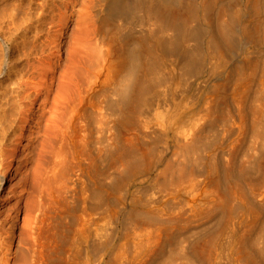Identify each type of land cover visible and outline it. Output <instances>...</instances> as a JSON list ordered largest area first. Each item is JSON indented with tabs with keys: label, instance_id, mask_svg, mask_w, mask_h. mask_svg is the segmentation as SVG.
Returning a JSON list of instances; mask_svg holds the SVG:
<instances>
[{
	"label": "rangeland",
	"instance_id": "374dc122",
	"mask_svg": "<svg viewBox=\"0 0 264 264\" xmlns=\"http://www.w3.org/2000/svg\"><path fill=\"white\" fill-rule=\"evenodd\" d=\"M47 1L45 5L43 0H0V57H2L0 58V94L6 93V91L8 93L5 95V99L0 100V104L8 111L7 113L0 111L2 116H0V144L3 145L2 147L5 146L6 149L1 147L3 150H7L1 151L0 148V154L9 152L8 150L14 151V157H10V159L4 158V153L2 154L4 157L0 155V221L6 220L4 224L7 228L10 227V220L15 222V226L11 228L13 237L10 238L9 264H264V136L262 137L264 134L262 133L264 132V0H221L222 3L220 0H216L217 5H220L217 6V17L214 16V20L218 18V21H228L227 19L233 17L230 15H235L239 11L238 13L243 19H241L242 23L244 21L247 26L249 25L248 28H254L253 30L249 28L253 35L251 41L246 42L236 38L235 44L226 48L229 49V52L224 49L222 53L214 54L216 58L214 55L211 56L212 59L209 58L210 60L206 61L208 63H205L203 69L198 72L199 74L196 73L197 75L192 74V76L187 75L186 77L179 66H172L173 69L168 66L167 71L164 69L165 71L161 72L163 78L166 76V81L158 87V97L153 100V106L144 108L143 112H139L142 113L141 115L137 112L135 118L146 122L151 121V127L157 123L165 122L169 127L167 137H161L157 131L153 132L154 134L151 132L153 135L150 133L147 137L145 136L147 139L144 136L141 137L138 146L143 145L144 148L139 146L135 153L133 151L134 155L131 153L132 151L127 150L129 155L124 152L121 163H114V165L109 163L110 152L106 146L108 141L103 134L106 132L98 128L94 129L93 142H91L94 153H98L101 149L106 151V154L104 153L102 158H98L96 163V166L101 164L99 167L103 166L107 170V177L104 181L106 204H103L102 209L97 206L95 209L92 208L95 205L92 201V209L88 210L89 219L91 218V223L88 225L90 229L83 225L80 206L75 211L68 209L71 197L66 191L68 189L62 181V176L57 175L61 169L62 155L67 150L63 142L65 141L63 134L59 133L63 139L58 135L60 138L57 136L55 142L53 140L49 141V143L52 142L51 144L44 143L48 147L44 148L42 131L37 126L41 120L45 85L49 84L48 81L51 82L50 79L54 74H57L56 65H54L57 60L56 56L58 54V56L65 57V49L70 36L74 32L73 36L77 35L84 27L82 18L86 0ZM219 7L223 8L219 9ZM224 11L228 14L224 13L225 15L221 16ZM26 15H29L28 18ZM216 23L218 22L214 24ZM36 29L38 30L36 31ZM30 48L32 49L30 50ZM8 62L12 63V66L7 68ZM6 63L7 65H5ZM50 64L52 65L50 66ZM29 65L36 66V69ZM180 71L183 75L182 78ZM189 76L192 78L190 77V79ZM182 79H185L184 82ZM25 80L32 81L30 85L35 83L34 86H39H35L36 89L43 92L39 94L36 101L30 103L31 105L21 100V103H27L24 108L18 103L19 99L15 93L11 92L17 87L18 82L27 83ZM40 80L47 81L41 82ZM163 85L166 87L164 88ZM30 92L35 95L37 90L31 88ZM169 93L170 95H168ZM205 107L210 108L211 113L206 111L207 109L204 111ZM28 108L33 110V113L30 114L31 124L22 129L20 115L27 114L25 110ZM148 108L149 110L146 112ZM211 120L216 123L212 125ZM66 121L69 123L67 119ZM197 121L199 125L204 122L201 125H204V129L208 130L203 129L198 139L199 142L195 148L193 147L194 152L187 153L186 151L185 153L182 146V142L185 141L184 135H188L194 129ZM65 122L63 126L67 128L68 124L65 125ZM4 126L6 127L4 128ZM190 127L191 130H189ZM3 128L5 133L1 131ZM134 133H136V128L131 129L127 136L131 137L130 135ZM127 136L124 137L128 138ZM178 136L180 140L184 139V141L179 143ZM180 144L181 151L179 150ZM154 146H157L154 148L155 150L150 151ZM42 148L46 149L45 153H50L42 154L44 153ZM142 148L149 150L146 149L142 152ZM39 150H41L40 156ZM201 154L203 155L201 156ZM145 155L148 158L151 155L150 157L153 158H150L149 161ZM104 157L107 158L106 161L103 159ZM141 157L145 162L140 159ZM182 157L188 158L184 162ZM134 158L143 162V165L139 163L137 168L140 170H134L130 175L127 172L126 177L122 176L127 171V167L125 171V166L129 165L127 162ZM178 158L179 162H177ZM212 158L213 160H211ZM35 161L36 163H34ZM148 163L151 164L150 168H148ZM144 165L146 166L144 167ZM168 166H171L168 169L171 172L173 171L171 168L174 167L180 168V171L185 168L186 171L191 170L188 173L184 172V175H181L182 171L174 170L176 173L179 172L178 175L173 173L174 177L170 172L171 178L176 177V182L173 185L181 184L183 181L182 185H178V187L172 185L174 180H170L169 173L166 174L169 171L165 172ZM121 168H124L125 173ZM192 168L194 171L196 170L197 176ZM191 172L194 174H191L192 178L202 179V186L209 189L208 192L212 189L215 192L217 187V191L220 193L216 195H221L222 198L220 196L219 198L222 200L224 198V202L217 199L216 205L212 207L209 205L211 208L206 205L195 206L196 208L190 205V208L188 205L195 197L193 196L195 193H191L188 189L190 188L191 175L189 173ZM117 174L122 178L117 177ZM109 176L111 177L108 178ZM180 176L182 180H180ZM97 177L96 173L91 174L93 188L98 186ZM118 178L119 180L124 179L120 181L121 185L117 181ZM219 180L220 182H218ZM116 181L120 185L119 189ZM216 182L217 185L214 186L213 183L216 184ZM171 185L177 189V192ZM181 190L186 192H181ZM182 201L185 205L182 204ZM55 222L59 223L58 237L54 235ZM24 223L26 224L24 225ZM6 236L5 233L4 237ZM84 236L88 237L87 242H85Z\"/></svg>",
	"mask_w": 264,
	"mask_h": 264
},
{
	"label": "bare ground",
	"instance_id": "6f19581e",
	"mask_svg": "<svg viewBox=\"0 0 264 264\" xmlns=\"http://www.w3.org/2000/svg\"><path fill=\"white\" fill-rule=\"evenodd\" d=\"M40 1H42V0H40ZM43 1H44L43 3L45 5L48 2L47 0H43ZM220 2H221V0H220ZM43 3H42V6H43ZM217 3L218 2L216 0H86L84 2V7H83L84 8V17L82 18V25L84 27L81 29L80 33H78V34L76 33L77 35H75V36H73L75 34V32L72 31V32H74V34L73 35L71 34L72 36H70V39L68 38L69 39L68 40L69 42L67 44L68 46H66L67 47L66 49L64 48L65 49V57H61L60 55L58 56V54L56 56L57 60L54 62V65H56L57 72L56 71L55 72L57 74H54L51 77V79H50L51 82L48 81L49 84L46 83L45 89L42 88L45 91L43 93L45 95V99H43L44 102H42V113L40 115L41 120H40V122H38L37 126H39L38 128L42 131L41 137L43 140V144L44 143L51 144L52 142L49 143V141H53V140L55 142V138L59 135V133L60 134L62 133L64 136V139H63V136L59 135L62 137L61 139L65 140V141H63V140L62 141L65 143L67 150L65 151V153L63 151L64 154L62 155L63 160L61 161V167H60L61 169L59 170V172H57V175L62 176V178H63L62 181L64 182V184L67 186V189H68L66 191H68V193L70 194V197H71V200L68 198L70 200L69 201L70 207L68 209H70V211L71 210L75 211L79 208V206L81 207V210H82V213H81L82 218L81 219L83 220L82 222H83V225L85 226V228H87V227L89 228L88 225H89V223H91V221H90L91 218L89 219L88 210L92 209L93 207L95 208L96 206L102 209L103 204L105 203V198H106L105 197L106 189H105V182L104 181L107 177V175H106L107 170L103 166L99 167L101 165L100 163H99L100 164L99 166H96L97 161L100 158H102V156L104 155V153L106 151H105V149H101L100 151H98V153H94V150L91 146V142H93L92 136L94 133V129L97 130V128H98L99 130H103L104 132H106L103 134H104V136L107 137V138L105 137L106 141H108V144L106 146H107L108 151L110 152L109 156H108L110 158L109 163L111 162L113 164L114 163L120 164L122 161L121 159L123 157L124 152H126L127 150H130L129 152L132 151L131 153L133 154V151L135 153V150H138L139 146L143 147V145L138 146V143L140 144V142H138V141L141 137H143V136L147 137L151 132L155 133L156 131H157V133L159 132L160 134H158V135H161V137L163 136V138L167 137L169 134V127L165 122H161L160 124L157 123L153 127H151L150 126L151 121L146 122L143 120H139L140 118H138V119L135 118V114L137 112H138V114H140L139 112H143L142 110L144 108L150 107L152 105V103L154 102L153 100H155V98L158 97V92H159L158 87L160 85H162L163 83H165V81H166V79H165L166 76H165V78H163L161 76L162 71L163 72L165 70L167 71L168 66H171V67L172 66H179L181 68V71L183 72V74L186 75V77H187V75L192 76V74L194 75L203 69L205 63H208L206 61L209 58H211V56L213 57V55L216 53H218V54L222 53L224 51V49L233 46L235 44L236 38L245 40L246 42H248L250 39H252L251 36H253V35L251 34V31L249 30L250 27L248 28L249 25L247 26L246 25L247 23H244V21L242 23L243 19L241 18V15L238 13L239 11L236 12L235 15H233V14L230 15V17L231 16H233V17H231L229 19L225 18L228 21H225V20L224 21H218V18H215L217 21L214 20V16L217 17V14H216L217 13L216 10L218 8L217 6L220 5V4L217 5ZM227 6H226V8H227ZM238 7H240V6H238ZM220 8H223V7H219V9ZM228 8H229V6H228ZM224 10H227V9H224ZM44 11H45V9H44ZM22 12H23V10H22ZM221 12H222V10H221ZM13 13H15V12H13ZM224 13L228 14L226 11H224L222 14L220 13L221 16ZM38 15H39V13H38ZM26 16L28 18L29 15H26ZM78 16L81 18L80 15H78ZM226 17H227V15H226ZM214 21L218 22V23H216L218 25L214 24L215 23ZM75 23H77V22H75ZM250 26H252V25H250ZM23 27H24V25H23ZM75 27H77V26H75ZM80 27H82V26H80ZM37 28H38V26H37ZM250 29L253 30L254 28L252 27ZM37 30L38 29H36V31ZM9 38H10V36H9ZM262 41H263V37H262ZM24 45H25V43H24ZM57 46H58V44H57ZM43 47H45V46H43ZM31 49L32 48H30V50ZM39 49H41V48H39ZM6 50H8V49H6ZM226 50L228 51L229 49H226ZM52 53H54V52H52ZM43 56H45V55H43ZM0 58H2V57H0ZM214 58H216L215 55H214ZM41 61H42V59H41ZM3 62L5 63V61H3ZM10 64L8 62L7 68L9 66L10 67L12 66V63H10ZM34 64H32V65H34ZM2 65H3V63H2ZM5 65H7V63ZM51 65L52 64H50V66ZM33 67L35 68L36 66H33ZM33 67H31V68H33ZM13 68H14V66H13ZM217 68H219V67H217ZM172 69H173V67H172ZM48 70H50V69H48ZM223 70H224V68H223ZM0 71H1V69H0ZM178 71H179V69H178ZM182 72H181V75H182ZM191 76H189V78ZM42 77H44V76H42ZM182 77H183V75L181 76V78ZM36 78H38V77H36ZM184 80H183V82H184ZM42 81L45 82L47 80H42ZM16 82H15V84H16ZM30 82H32V81H30ZM30 82H27V83L18 82L16 84L17 87L15 86L16 87L15 89L12 88L13 91L11 92V93H15V96L19 99L18 103L21 106H23L24 108H25V106H27V103L32 104L34 101H36L38 99L39 94H41V92H43L41 90L36 89L35 86H37V85H35V86L33 85L35 83L31 84L32 85L31 86ZM187 82H185V83H187ZM42 86H43V83H42ZM37 87H39V86H37ZM40 87H41V84H40ZM163 87L165 88L166 86L163 85ZM218 87H219V85H218ZM31 88H35V90H37V93H35L36 91L34 92L35 95H33V93H31L32 91L30 92ZM215 88H217V87H215ZM32 90L34 91V89H32ZM7 94H8L7 91H6V93H1L0 94V100L2 98L5 99V95H7ZM1 95L4 97H2ZM168 95H170V93ZM16 97H13V99L14 98L16 99ZM21 100L26 101L27 103H21ZM231 101H232V99H231ZM155 102H157V101H155ZM205 102H206V100H205ZM209 103H211V102H209ZM21 106H20V108L23 109ZM3 107L4 106L0 104V111H2L3 113H5V112L7 113L8 112L7 109L6 108L4 109ZM207 107H210V106H207ZM213 107H212V111L214 110ZM210 108L205 107L204 111L207 109L206 111L211 113ZM257 108H259V107H257ZM147 110H149V108L146 109V112H148ZM26 111H27V114L23 115L24 117L22 115H20V118L22 117V119H21V123H22L21 128L22 129H25L27 125L31 124L30 123V114L33 113V110L31 108H28L25 110V112ZM232 112H233V110H232ZM9 115H11V114H9ZM66 119L68 120L69 123H67ZM149 119H150V117H149ZM64 122H65V125L68 124V125H66L67 128L63 126ZM211 122H212V120H211ZM203 123L201 122V124H203ZM214 123H216V122H214ZM214 123L212 122V125ZM201 124L199 125V122L197 121V125H196L197 127L194 126V129H192L193 131L191 130V127H190L189 130H191V132L188 133V135H186V136L184 135L185 141H184V139H182L184 142H182V140H180L179 136L177 137V139L179 140V143L180 142L183 143L182 146L184 147L185 153H186V151H187V153H189L190 151L194 152L195 145L197 144V142H199L198 139L200 138V136L203 132V129L205 127L204 125H201ZM185 125H187V124H185ZM222 125H223V123H222ZM228 125H230V124H228ZM189 126H191V125H189ZM5 127L6 126H4V128ZM182 127H188V126H182ZM212 127H210V128H212ZM4 128L1 131H3ZM62 128H64L65 130H63ZM134 128H136V133L130 135L131 137L127 136L129 131H131V129H134ZM206 129H204V130H206ZM186 130H188V129H186ZM125 133H127V134H125ZM262 133H264V132H262ZM95 134H96V132H95ZM183 134H187V133H183ZM125 135L128 138H125L124 137ZM263 136H264V134L262 135V137ZM155 138H156V134H155ZM155 138H154V140H155ZM217 138H216V140H217ZM56 141H57V139H56ZM143 141H144V139H143ZM143 141H141V142H143ZM212 141H213V139H212ZM145 142H146V140H145ZM155 142H156V140H155ZM225 142H227V141H225ZM214 143H215V141H214ZM154 144H152V145H154ZM65 145L63 144V147ZM2 146L3 145H1L0 148ZM46 146L47 145H45V144L43 145L44 148H48ZM49 146H53V145H49ZM150 147L152 148V146H150ZM156 147L154 146L153 150L150 149V151H154L155 150L154 148H156ZM202 147H204V146H202ZM2 148H5V146ZM2 148H1V151H7V150H3ZM143 148H142V152L144 150ZM148 148H149V146H148ZM148 148H145V150ZM179 148H180L179 150L181 151V144H180ZM41 150H44V153H42L44 155H46L47 153H50L47 151H46L47 153H45L46 149L42 148ZM41 150H39L40 153L38 152L39 156L41 154ZM8 151L9 152H5V153L1 152L2 154L4 153L5 157L2 154H0V155L3 156L4 158H9V159H10V157H14V151L13 152H10L11 150H8ZM49 151H51V150H49ZM129 152L128 153L126 152L127 155H129ZM185 153H183V154H185ZM197 153H199V152H197ZM172 154H173V152H172ZM217 154H218V152H217ZM202 155L203 154H201V156ZM231 155H232V153H231ZM145 156H146L147 160H149V161H150V158H153V157H150L151 155H149V158L147 155H145ZM145 156H144V159H145ZM196 156H197V154H196ZM212 156H213V154H212ZM41 157H42V155H41ZM109 158H108V160H109ZM182 158H181V160L184 159V162H185V159L188 157L183 158V159ZM191 158H193V157H191ZM248 158H249V156H248ZM103 159H105V157ZM106 159H105V161H106ZM140 159L142 160L143 158L141 157ZM140 159L134 158L132 161L127 162L129 165L125 166V171H126V167H127L126 173H125V171H123L124 168H121L122 171L125 173V175H122V176L126 177V175H128L127 172H129V175H130V173L134 170L139 171L140 169H137V168L139 167V163H141ZM4 160H6V159H4ZM108 160H107V162H108ZM189 160H190V158H189ZM211 160H213V158ZM143 162H145V161H143ZM177 162H179V158H178ZM34 163H36V161ZM195 163H197V162H195ZM200 163H201V161H200ZM122 164H124V163H122ZM109 165H112V164H109ZM149 165H151V164L148 163V166ZM165 165H167V164H165ZM145 166L146 165H144V167ZM171 166H172V164H171ZM200 166H201V164H200ZM96 167H97V169H96ZM118 167H120V166H118ZM168 167L166 168L167 170L164 169L165 172L169 171L168 169H170V167L169 168ZM148 168H150V166ZM52 169H54V168H52ZM171 169L173 171L171 172V170H170L166 174H168V173L170 174V172H171L173 177H174L173 173L178 175V173L182 171L181 175L182 174L184 175V172L188 173V171L190 170L189 169L188 171H186L185 170L186 168H185V169H181V171H180L179 170L180 168L176 169V167L171 168ZM174 170H178L179 172L176 173V171L174 172ZM202 170H204V169H202ZM136 171H135V173H136ZM192 171H194L193 168H192ZM195 171H194V173H195ZM94 172L98 176L97 177L98 180L96 178V181H98V183H97L98 186H96V188L95 187L93 188L92 184L94 185V183H92V181H91V174H95ZM204 172H205V170H204ZM138 173H140V172H138ZM118 174L116 176L117 177L120 176L122 178V176L121 175L118 176ZM166 174L164 175V177L166 176ZM171 174H170V178H171ZM191 174H193V173L192 172L189 173V175H191ZM160 175H162V174H160ZM193 175H191V179L189 182L190 188H188V189L191 191V193H193V192L195 193V194L193 193L194 194L193 196H195V197L192 199L193 201L191 202V204H189V205L187 203L186 204L188 206L191 205L194 207L195 206L199 207L200 205H206L208 208L210 206L212 207V206L216 205L217 201H218L217 199L222 198L221 195H218V196L216 195V194L220 193L219 191H217L218 188L216 187L217 190L215 192H214V189H212V191L210 190L208 192L209 189L207 190L206 187L202 186V184H203L202 179H198L197 177L192 178ZM195 175H196V173H195ZM52 176H54V175H52ZM110 177L111 176H109L108 178H110ZM119 178L117 179V181H119V183H120V181L125 179L123 177L124 179L119 180ZM179 178H180V180H182L181 176ZM175 179H176V177L170 179L173 181L172 185L176 182ZM177 180H178V176H177ZM213 180H210V181L213 182ZM112 181H114V180H112ZM117 181H116V183H117ZM63 182H61V183H63ZM218 182H220V180ZM116 183H114V185ZM119 183H117V187L121 185V183H120V185H118ZM168 183L171 184V182H168ZM178 183H179V181H178ZM183 183L184 182L182 181L181 184H175V185H177L176 187H178V185H182ZM112 184H113V182H112ZM211 184H208V185H211ZM47 185H48V183H47ZM47 185H44V186L47 187ZM165 185H167V184H165ZM172 185H171V187L176 189L175 187H173L175 185H173V186ZM213 185L214 186L217 185V182H216V184L213 183ZM106 186H107V184H106ZM166 188L168 189L167 186H166ZM180 188H179V190H180ZM115 189H116V187H115ZM118 189H119V187H118ZM169 189H170V186H169ZM163 190L165 191V189H163ZM219 190H220V188H219ZM183 191H185V190H183ZM183 191L181 190V192H183ZM117 192H118V190H117ZM176 192H177V189H176ZM219 196H220V198H219ZM220 200L222 201V203L224 202V198H223V200L222 199H220ZM92 201H94L93 204H95V205H93L91 208ZM182 204H183V201H182ZM183 205H185V203ZM191 206H190V208H191ZM55 207H57V206H55ZM198 207H197V209H199ZM100 211H102V210H100ZM150 217H151V215H150ZM135 219H137V218H135ZM4 221H6V220H4ZM4 221H0V223H1L0 224V264H9L10 256H11L10 238L13 237L12 236V234H13L12 230L13 229H11V228H13L15 226V222L10 220V222H11V224L9 225L10 227L7 228L6 225L4 224ZM7 222H5V223L7 224ZM25 222H27V221H25ZM31 223H33V222H31ZM147 223H149V222H147ZM160 223H162V222H160ZM25 224L26 223H24V225ZM151 224L153 226V223H151ZM166 224H167V222H166ZM58 228H59V223L55 222L53 229H54V235L57 237L59 234ZM9 229H11V230H9ZM84 231H86V230H84ZM5 233L7 234L6 237H4ZM26 233H28V232H26ZM23 234H24V232H23ZM84 238H85V236H84ZM87 238L88 237L85 238V242H87ZM69 246H70V244H69ZM145 247L146 246L144 245V248ZM228 260H229V258H228ZM25 263H26V261H25Z\"/></svg>",
	"mask_w": 264,
	"mask_h": 264
}]
</instances>
